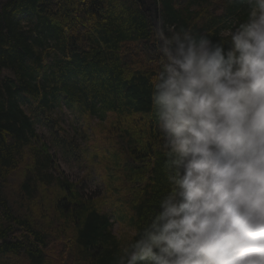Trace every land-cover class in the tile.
Segmentation results:
<instances>
[{
  "label": "trees",
  "instance_id": "obj_1",
  "mask_svg": "<svg viewBox=\"0 0 264 264\" xmlns=\"http://www.w3.org/2000/svg\"><path fill=\"white\" fill-rule=\"evenodd\" d=\"M245 16L239 0H0V264H113L131 234L111 226L132 231L167 187L149 117L157 18L212 30ZM62 105L84 120L71 138ZM37 122L85 161L78 180L56 172Z\"/></svg>",
  "mask_w": 264,
  "mask_h": 264
},
{
  "label": "clouds",
  "instance_id": "obj_2",
  "mask_svg": "<svg viewBox=\"0 0 264 264\" xmlns=\"http://www.w3.org/2000/svg\"><path fill=\"white\" fill-rule=\"evenodd\" d=\"M239 2L246 16L218 29L156 20L149 117L167 187L113 264H264V0Z\"/></svg>",
  "mask_w": 264,
  "mask_h": 264
},
{
  "label": "rangeland",
  "instance_id": "obj_3",
  "mask_svg": "<svg viewBox=\"0 0 264 264\" xmlns=\"http://www.w3.org/2000/svg\"><path fill=\"white\" fill-rule=\"evenodd\" d=\"M233 21L235 20L233 19L226 22V26L232 23ZM52 118H54L55 122L59 124L58 128L62 130V133H64L67 138H71L75 131H78L77 134H79L81 132V128L84 127V120L80 119L78 112L63 105L58 107L54 112H52ZM46 125L47 124L37 122L36 130L39 132L42 139L50 144V151L55 154L54 156L60 168L57 169L56 172L61 174L62 171L69 178V180H78L82 176L84 171L87 170V167L85 166V161L78 160L76 157L63 155L62 151H60V148L52 144L50 133L48 131L49 129L48 127H46ZM78 154L79 153L76 152V155ZM97 187L98 184L95 182V180H90L85 186V192H95V190H97ZM111 227L114 232H122L123 235L126 233L128 235L131 234V231L128 230V227H118L117 223H114Z\"/></svg>",
  "mask_w": 264,
  "mask_h": 264
}]
</instances>
